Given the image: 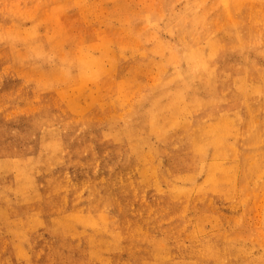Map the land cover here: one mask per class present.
Wrapping results in <instances>:
<instances>
[{"label":"rangeland","instance_id":"1","mask_svg":"<svg viewBox=\"0 0 264 264\" xmlns=\"http://www.w3.org/2000/svg\"><path fill=\"white\" fill-rule=\"evenodd\" d=\"M0 264H264V0H0Z\"/></svg>","mask_w":264,"mask_h":264}]
</instances>
